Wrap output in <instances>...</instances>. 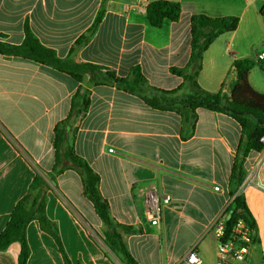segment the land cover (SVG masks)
I'll use <instances>...</instances> for the list:
<instances>
[{
  "label": "crops",
  "instance_id": "obj_1",
  "mask_svg": "<svg viewBox=\"0 0 264 264\" xmlns=\"http://www.w3.org/2000/svg\"><path fill=\"white\" fill-rule=\"evenodd\" d=\"M153 1L158 0H0V40L22 44L27 24L59 58L98 65L120 78L138 67L148 87L174 100L190 91L173 69L189 63L193 15L239 18L237 29L217 37L204 53L197 82L205 91L218 92L235 78L233 63L254 62V51L264 46V0H167L180 3L182 14L160 28L150 25L147 12L127 9ZM103 8L96 32L82 40ZM259 69L264 75V67ZM178 106L153 108L114 83L96 84L90 74L77 81L51 66L0 54V233L40 173L49 185L46 215L71 264H123L100 237L105 226L82 194V176L64 156L58 162L55 157L54 128L72 114L70 146L100 176L113 219L131 228L124 240L136 262L184 264L195 246L202 264H214L213 223L228 217V179L242 128L227 114L198 108L193 117L183 103ZM263 185L264 154L251 151L241 192L261 245L252 246L240 264H264ZM152 189L171 197L158 226L146 216ZM26 237L28 264H66L38 220L29 223ZM20 250L15 242L0 251V264H17Z\"/></svg>",
  "mask_w": 264,
  "mask_h": 264
},
{
  "label": "trees",
  "instance_id": "obj_2",
  "mask_svg": "<svg viewBox=\"0 0 264 264\" xmlns=\"http://www.w3.org/2000/svg\"><path fill=\"white\" fill-rule=\"evenodd\" d=\"M104 8L99 12L87 35L86 40L93 35L99 27ZM182 14L180 3L158 0L150 2L147 6V19L151 26L160 28L166 21L177 22ZM239 18L236 16L209 17L203 14L193 15L190 19L191 28V57L186 68L173 69V72L184 78L185 86L190 94L183 100L187 107L196 116L198 108L207 109L234 118L242 128L241 141L237 147L232 169L228 179L229 196L233 200L227 208V217L224 236L221 240L232 239L235 225L242 221L249 230L251 244L260 249V237L257 223L248 208L241 185L246 177V158L251 151L261 152L264 148L260 138L264 136V93L254 89L249 81V74L255 63L248 59L236 60L233 63L235 78L224 83L216 93L202 89L197 78L203 68L204 53L213 41L224 33L237 29ZM80 43V40L78 41ZM0 54L19 56L37 63L51 66L61 72L68 73L75 80L82 81L86 74H90L96 84L114 83L128 93L140 95L144 101L153 108L161 110L175 108L177 101H171L160 91L151 89L146 85V79L140 68L131 70L127 78L117 77L112 71L88 63H76L72 59H61L53 49L45 47L33 34L29 26H25V39L20 45H13L0 40ZM150 89L146 92V89ZM166 93V92H161ZM176 93V92H173ZM88 99H84L85 111ZM166 103V105L162 103ZM173 104V105H172ZM177 109V108H176ZM177 112L181 113L179 109ZM60 122L54 128V150L57 162L64 156L70 162V167L75 169L83 180V196L89 201L95 214L105 226L103 236H100L106 247L114 253L123 264H138L128 250L124 234L131 232V228L117 223L110 210V205L100 193V176L90 165L80 157L73 147L65 145L67 138V122L71 118ZM63 168L59 169L62 171ZM49 185L45 178L36 173L27 194L14 207L10 220L5 229L0 233V251L6 250L12 243L18 242L21 250L17 264H28L30 249L26 237V229L33 220H38L43 230L47 231L56 240L66 264H71L68 259L55 224L50 221L45 212V194Z\"/></svg>",
  "mask_w": 264,
  "mask_h": 264
},
{
  "label": "built area",
  "instance_id": "obj_3",
  "mask_svg": "<svg viewBox=\"0 0 264 264\" xmlns=\"http://www.w3.org/2000/svg\"><path fill=\"white\" fill-rule=\"evenodd\" d=\"M147 6L142 5H129L127 9H141L147 12ZM264 16V7L262 9ZM254 62L259 66L264 67V50L256 49L254 51ZM260 142L264 145V136L260 138ZM264 154V148L261 151ZM219 190L218 187L215 188ZM264 190V185H263ZM171 203V197L168 194L161 193L157 189H152L148 193V203L146 216L150 223L158 226L161 223L163 208ZM227 215H222L217 221L213 223V229L217 238L218 254L214 264H240L246 260L250 254L252 244L249 230L245 227L242 221H239L234 229L232 239L223 241L221 240L225 232V224ZM184 264H202V258L197 253L195 246L192 247L182 261Z\"/></svg>",
  "mask_w": 264,
  "mask_h": 264
},
{
  "label": "rangeland",
  "instance_id": "obj_4",
  "mask_svg": "<svg viewBox=\"0 0 264 264\" xmlns=\"http://www.w3.org/2000/svg\"><path fill=\"white\" fill-rule=\"evenodd\" d=\"M260 50H264V46H262V47H260L259 48ZM255 63V65L253 66V68H252V70L250 71L251 72V76H250V83H252L251 85H252V87L254 88V89H256L257 91H259V92H262V93H264V75L262 74V72L261 71H259L260 69H259V65L256 63V62H254ZM145 89H146V92H149L150 91V89H147L146 87H145ZM158 93V95H163V96H165V98H167V99H169V100H173V101H177V103L176 104H174V106H177V107H180V106H178V103H184L183 102V100L185 99V95H183V96H179L178 94H177V100H174L173 98H176L174 95H171V93H159V92H157ZM191 92L189 91L188 93H187V96L190 94ZM162 104H164V105H166V103L164 102V103H162ZM70 138L69 137H67L66 138V142H65V145L67 146V147H69L70 146V140H69ZM89 215H90V217L91 216H93L94 215V213H89ZM87 222H89L88 221V219H87Z\"/></svg>",
  "mask_w": 264,
  "mask_h": 264
},
{
  "label": "water",
  "instance_id": "obj_5",
  "mask_svg": "<svg viewBox=\"0 0 264 264\" xmlns=\"http://www.w3.org/2000/svg\"><path fill=\"white\" fill-rule=\"evenodd\" d=\"M228 218H230V215H228Z\"/></svg>",
  "mask_w": 264,
  "mask_h": 264
}]
</instances>
